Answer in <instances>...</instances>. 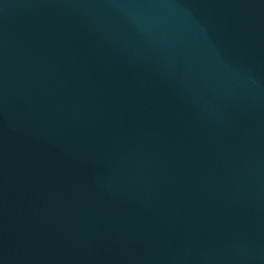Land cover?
<instances>
[{
  "label": "water",
  "instance_id": "95a60500",
  "mask_svg": "<svg viewBox=\"0 0 264 264\" xmlns=\"http://www.w3.org/2000/svg\"><path fill=\"white\" fill-rule=\"evenodd\" d=\"M0 264H264V0H0Z\"/></svg>",
  "mask_w": 264,
  "mask_h": 264
}]
</instances>
